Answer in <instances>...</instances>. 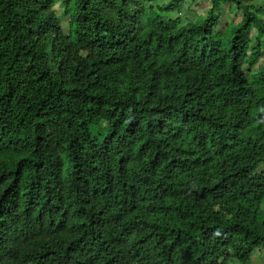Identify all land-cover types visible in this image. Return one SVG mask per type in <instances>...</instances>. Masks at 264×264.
Listing matches in <instances>:
<instances>
[{
	"label": "trees",
	"instance_id": "trees-1",
	"mask_svg": "<svg viewBox=\"0 0 264 264\" xmlns=\"http://www.w3.org/2000/svg\"><path fill=\"white\" fill-rule=\"evenodd\" d=\"M187 1L0 0V264L264 263V5Z\"/></svg>",
	"mask_w": 264,
	"mask_h": 264
},
{
	"label": "rangeland",
	"instance_id": "rangeland-1",
	"mask_svg": "<svg viewBox=\"0 0 264 264\" xmlns=\"http://www.w3.org/2000/svg\"><path fill=\"white\" fill-rule=\"evenodd\" d=\"M247 3H254L256 5H264V0H245ZM210 7L209 0H188L187 3L182 7L181 16L183 17V21L187 22V20L191 21L195 19L198 15H205L207 9ZM56 10L61 15L62 10L60 5L56 7ZM242 12L237 10L235 6H225L223 10V25L226 23L238 22ZM63 26L67 28V19H63ZM264 264V263H262Z\"/></svg>",
	"mask_w": 264,
	"mask_h": 264
}]
</instances>
